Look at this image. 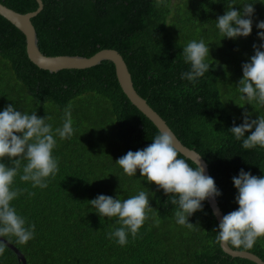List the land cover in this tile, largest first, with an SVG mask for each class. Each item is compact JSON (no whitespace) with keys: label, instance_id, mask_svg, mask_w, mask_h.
<instances>
[{"label":"trees","instance_id":"16d2710c","mask_svg":"<svg viewBox=\"0 0 264 264\" xmlns=\"http://www.w3.org/2000/svg\"><path fill=\"white\" fill-rule=\"evenodd\" d=\"M0 1L20 12L38 7L37 0ZM43 2L32 18L42 51L84 56L103 48L121 52L137 91L207 161L224 214L237 210L232 178L241 169L264 176V148L245 149L229 131L243 123L245 112L250 119L264 116V106L241 99L237 90L242 65L254 55L253 45L262 43L257 33L264 30L256 24L264 21V0H164L159 7L156 0ZM228 3L238 11L244 3H255L248 37L220 34L216 20ZM193 40L210 48L206 62L212 65L195 83L180 78L190 70L182 52ZM9 104L41 118L50 116L53 130L62 127L68 109L74 129L70 138L54 136L52 154L59 170L47 179L46 188H33L19 175L14 180V188L28 191L12 206L35 231L27 244L7 239L25 254L27 264H258L217 243L219 222L208 199L188 218L194 226H181L176 206L166 203L171 194L150 184L139 170L126 175L116 163L128 151L151 144L160 130L125 94L112 61L83 69H43L30 59L24 33L0 14V111ZM180 158L196 166L182 153ZM0 162L11 166L7 158ZM140 191L147 193L151 208L136 236L129 232L121 246L108 238L121 227L118 217H100L88 201L101 194L123 201ZM247 250L264 259V237ZM0 264L23 262L7 245Z\"/></svg>","mask_w":264,"mask_h":264},{"label":"clouds","instance_id":"9594fccd","mask_svg":"<svg viewBox=\"0 0 264 264\" xmlns=\"http://www.w3.org/2000/svg\"><path fill=\"white\" fill-rule=\"evenodd\" d=\"M164 0H156L157 7ZM264 3V2H260ZM255 3H244L241 10H236L234 3L226 5V11L216 20V27L223 38L235 39L248 37L252 32ZM264 30V21L256 24ZM262 43L254 44V55L250 62L242 65V78L237 90L243 94L241 99L250 103L256 101L264 106V31L257 33ZM183 57L190 65V70L181 74V79L195 83L198 78L209 72L211 64L206 62L210 48L203 40L190 41L183 48ZM50 116L38 117L35 112L28 114L18 111L13 104L0 111V161L7 158L11 166L0 162V237H15L16 243L27 244L34 238L35 225L26 226V220L17 214L12 201L27 192L26 188H14V180L19 175L22 182H30L33 188H46L47 179L58 172V160L53 157L56 146L54 136L67 139L73 135L71 111L65 109L62 127L53 130ZM229 131L237 141L242 140V147L251 149L264 148V116L250 119L243 114V123L234 124ZM251 134L245 137V133ZM174 136L168 131H160L152 143L135 152L128 151L116 160L128 176H135L139 170L151 184L170 195L166 203L176 206L177 224L189 228L194 225L188 218L202 209V202L221 195L215 180L205 174V167L200 162L196 166L189 165L186 159L180 158ZM237 189L235 201L238 209L225 214L220 219L216 241L221 246L231 245L245 250L251 249L257 239L264 237V176L257 177L251 172L240 170L238 176L232 178ZM29 196L34 193L29 192ZM100 217H118L121 227L108 234L116 242L124 246L130 232L133 237L147 218L150 202L145 191L123 201L106 195H98L88 201ZM7 240V239H6ZM9 243V241L7 240ZM7 244L0 240V256H3Z\"/></svg>","mask_w":264,"mask_h":264},{"label":"water","instance_id":"95a60500","mask_svg":"<svg viewBox=\"0 0 264 264\" xmlns=\"http://www.w3.org/2000/svg\"><path fill=\"white\" fill-rule=\"evenodd\" d=\"M37 2L38 7L36 10L20 12L0 1V14L8 19L11 23H13L26 36L27 53L30 59L39 67L50 71H58L64 68L83 69L100 64L103 60L112 61L115 64L116 74L120 85L122 86L125 94L132 101V103L147 117H149L160 131L170 132L176 140V147L179 149V151L187 158L193 160L195 163L201 161V164L205 167V174L211 176L208 163L202 156V154L194 148H190L189 146L184 144L167 123V121L162 117V115L157 110H155L147 101V99L137 91L129 66L122 53L117 49L103 48L91 56L68 54L49 55L43 52L39 45V36L36 26L32 21V18L35 17L44 8L43 0H37ZM208 201L218 222H220V219L225 214L219 205L217 197H215L214 199L209 198ZM6 239L7 238L0 237V240H3L10 248H12L17 253L20 261L23 262V264H27V258L25 254L14 243L10 242L7 239L9 241L8 243ZM222 247L227 253L233 256L248 258L258 264H264V259L252 251L236 249L231 245Z\"/></svg>","mask_w":264,"mask_h":264}]
</instances>
